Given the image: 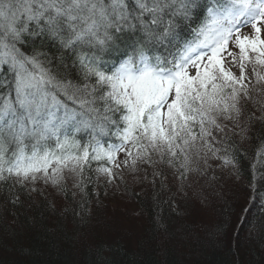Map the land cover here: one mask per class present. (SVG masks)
I'll return each mask as SVG.
<instances>
[{
  "label": "snow or ice",
  "instance_id": "obj_1",
  "mask_svg": "<svg viewBox=\"0 0 264 264\" xmlns=\"http://www.w3.org/2000/svg\"><path fill=\"white\" fill-rule=\"evenodd\" d=\"M262 31L264 0H0V181L234 164L212 129L251 99L249 65L264 90ZM255 161L264 181V143Z\"/></svg>",
  "mask_w": 264,
  "mask_h": 264
},
{
  "label": "trees",
  "instance_id": "obj_2",
  "mask_svg": "<svg viewBox=\"0 0 264 264\" xmlns=\"http://www.w3.org/2000/svg\"><path fill=\"white\" fill-rule=\"evenodd\" d=\"M243 138L227 137V155L235 162L221 168L218 181L232 187L220 197L212 193L204 216L191 215L188 205L178 208L158 174L154 187L130 194L137 225L108 210L94 170L86 169L81 186L68 194L75 197L55 209L43 197L33 201L14 180L0 181V264H264V181L258 173L253 178L252 168L264 121ZM239 176L244 185L237 188Z\"/></svg>",
  "mask_w": 264,
  "mask_h": 264
},
{
  "label": "rangeland",
  "instance_id": "obj_3",
  "mask_svg": "<svg viewBox=\"0 0 264 264\" xmlns=\"http://www.w3.org/2000/svg\"><path fill=\"white\" fill-rule=\"evenodd\" d=\"M242 31L251 34V26L249 25L248 27L243 28ZM262 37H264V31H262ZM229 50L238 52V49L234 48L231 43L229 44ZM228 59L230 60L231 58L229 57ZM232 71L235 72L236 75H239L238 67H232ZM247 73L250 78L249 91L251 99L242 102V112L239 117H235V114H233V120H226L223 119V117L218 118V123L224 130L219 131L215 128L212 129L215 140H211V143L213 144L214 149H224L227 147L226 140L227 137L230 136H238V138L243 141L245 138L242 139V137L245 133H242L240 129L246 128L249 131L253 123L261 121L256 118L261 117L263 114L261 112V107L264 106V90H261L260 86L256 85L255 78L251 73V65L248 66ZM253 85H255V87H252ZM253 115L255 116V119L252 118ZM237 122L239 123V127H235ZM217 155L223 156L225 153L220 151ZM208 156L210 158L208 159L207 165L204 164L203 160H199L198 164H192V168L195 169L198 167L199 170L187 173L186 179L182 178L175 168L169 167L166 163L158 162V157L154 156L153 159L157 160V163L154 165L137 162L135 168L133 169L130 164L128 166L121 164L119 168L114 169V173L116 175L112 179L111 183L108 182L105 176L97 174V176H94V181H96L95 183L97 184V186L95 185V188L98 186L100 188L102 187L104 193H106V197L110 200V202L107 200L108 210L113 207L116 213L118 211L120 216L129 218L133 224L137 225L139 218L136 212L135 203L130 199V194L132 191H137L139 189L145 190L144 188L151 189L154 187L156 181L155 183L152 182V178L153 175L156 177L155 175L158 174V177H165L164 179L162 177V186L163 184H166L173 189L172 193L175 194L174 199L178 204V208L180 206L184 207L188 205L187 208H189L191 215H195L196 212L199 216H204L207 214L208 202L210 203L213 198L211 196L212 193L216 192L220 197L225 194L226 189H230L232 187L231 184L226 186L225 183L221 184L218 181L219 177L221 178L222 174L225 172V170L223 172L221 168L227 169V165L221 167V160L211 158V153H208ZM118 159L121 161L124 159L123 153L119 154ZM64 175L65 178L60 184H53L51 181L45 183L42 179H38L34 183L27 181L23 184V186H25L27 195L31 197L33 201H37L39 197H43V200L48 201L54 209L61 208L67 204L69 198L75 197V195L69 197L68 194L71 190L73 191V187L78 181V177L73 174L65 172ZM233 181L237 188L244 185L243 178L241 176L236 177ZM125 187H127L126 191L124 190ZM127 190H130V192H127ZM112 213L113 210L109 211V214ZM125 218L123 220H126ZM135 219L137 221H135Z\"/></svg>",
  "mask_w": 264,
  "mask_h": 264
}]
</instances>
